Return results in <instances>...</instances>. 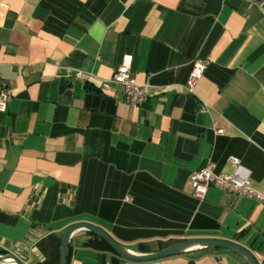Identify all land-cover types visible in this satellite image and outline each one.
Listing matches in <instances>:
<instances>
[{
    "label": "crops",
    "instance_id": "1",
    "mask_svg": "<svg viewBox=\"0 0 264 264\" xmlns=\"http://www.w3.org/2000/svg\"><path fill=\"white\" fill-rule=\"evenodd\" d=\"M124 64L148 86L141 107L112 82ZM4 89L0 253L60 264L66 229L89 223L143 253L220 239L264 264V205L189 183L235 157L264 191V0H0ZM90 239L68 264H247L223 248L134 262Z\"/></svg>",
    "mask_w": 264,
    "mask_h": 264
},
{
    "label": "built area",
    "instance_id": "2",
    "mask_svg": "<svg viewBox=\"0 0 264 264\" xmlns=\"http://www.w3.org/2000/svg\"><path fill=\"white\" fill-rule=\"evenodd\" d=\"M206 70L207 64L205 62L197 60L193 63L191 74L186 83V90L189 93H194ZM77 75L81 76L82 72H78ZM112 82L122 88L124 100L127 104L133 107H141L147 101L148 86L138 83L129 64H124L117 69ZM10 98V91L4 89L1 94L0 112L7 111ZM230 162L234 167V171L229 174L217 172L216 166L212 162L193 172L189 183L194 189V196L204 200L209 189L215 187L238 196L253 198L264 205V191H259L253 187L251 170L238 158L232 157Z\"/></svg>",
    "mask_w": 264,
    "mask_h": 264
},
{
    "label": "water",
    "instance_id": "3",
    "mask_svg": "<svg viewBox=\"0 0 264 264\" xmlns=\"http://www.w3.org/2000/svg\"><path fill=\"white\" fill-rule=\"evenodd\" d=\"M202 115L199 116V121ZM91 233L105 240L122 258L134 262H148L171 256L190 254L215 248H223L240 256L247 264H260L255 255L247 248L226 240L220 239H188L169 246L154 253H143L127 247L115 240L107 231L89 223L74 224L66 229L62 238L60 264H68L71 245L76 234ZM0 264H26L20 258L10 253H0Z\"/></svg>",
    "mask_w": 264,
    "mask_h": 264
},
{
    "label": "trees",
    "instance_id": "4",
    "mask_svg": "<svg viewBox=\"0 0 264 264\" xmlns=\"http://www.w3.org/2000/svg\"><path fill=\"white\" fill-rule=\"evenodd\" d=\"M91 239L86 242V246H92L98 249H104L116 253L115 250L103 239L91 234ZM117 254V253H116Z\"/></svg>",
    "mask_w": 264,
    "mask_h": 264
}]
</instances>
